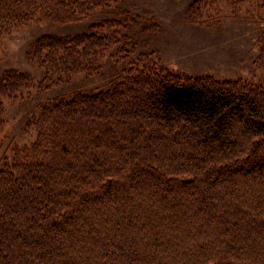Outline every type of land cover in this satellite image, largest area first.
Masks as SVG:
<instances>
[{
	"label": "trees",
	"instance_id": "obj_1",
	"mask_svg": "<svg viewBox=\"0 0 264 264\" xmlns=\"http://www.w3.org/2000/svg\"><path fill=\"white\" fill-rule=\"evenodd\" d=\"M117 2L0 0V36L105 9L87 31L29 42L38 90L115 56L105 86L37 102L23 120L30 140L0 154V264H264L263 84L129 63L156 21ZM204 4L187 5L191 20ZM31 85L2 70L0 111Z\"/></svg>",
	"mask_w": 264,
	"mask_h": 264
},
{
	"label": "rangeland",
	"instance_id": "obj_2",
	"mask_svg": "<svg viewBox=\"0 0 264 264\" xmlns=\"http://www.w3.org/2000/svg\"><path fill=\"white\" fill-rule=\"evenodd\" d=\"M117 1V4L144 17L150 14L156 21L153 33H148L149 27H144L146 31L140 29L143 34L136 33L139 35L133 41V52H128L129 63L144 61L147 64L142 63L143 67L161 65L180 73L210 74L217 79H240L264 86V69L258 62L255 44V37L263 25L264 3L256 0H206L194 21L187 10L192 0ZM104 13L105 9L98 10L95 15L63 23L48 19L30 20L1 34L0 72L7 68L23 71L31 77L34 85L11 99H1L0 154H7L11 146L30 140L32 132L24 129L23 120L37 102L54 94H66L72 89L103 87L112 78L111 62L115 56L104 55L99 74H77L64 82L49 84L38 90L36 82L42 72L28 57L27 46L39 34L87 31L90 21ZM125 47L130 51L131 44ZM123 64L125 66V61L115 62L116 67Z\"/></svg>",
	"mask_w": 264,
	"mask_h": 264
}]
</instances>
